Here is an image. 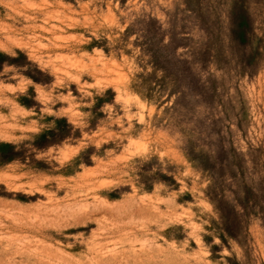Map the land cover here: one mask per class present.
I'll list each match as a JSON object with an SVG mask.
<instances>
[{
  "label": "rangeland",
  "instance_id": "rangeland-1",
  "mask_svg": "<svg viewBox=\"0 0 264 264\" xmlns=\"http://www.w3.org/2000/svg\"><path fill=\"white\" fill-rule=\"evenodd\" d=\"M0 52V264H264V0H0Z\"/></svg>",
  "mask_w": 264,
  "mask_h": 264
},
{
  "label": "trees",
  "instance_id": "trees-1",
  "mask_svg": "<svg viewBox=\"0 0 264 264\" xmlns=\"http://www.w3.org/2000/svg\"><path fill=\"white\" fill-rule=\"evenodd\" d=\"M251 27H252L251 18H249V16L246 14L245 11L239 10L237 13V17L234 20V27H233L234 39L242 44H245ZM127 34H129V30L127 31ZM96 44L100 48L104 47L101 44H98V43ZM148 47H149V51L151 53L152 58L158 59L156 42L152 41L151 44L148 45ZM104 50L107 51V48H104ZM17 53L19 54L20 57L25 58V60L29 64L25 53H23L20 50H17ZM5 64H16V59L11 58L9 55L0 52V72L4 68ZM100 102H104V100L100 99ZM54 123L55 124L53 127L48 128L42 133H39L34 136L35 138L34 145L37 148H45L46 146H50L59 141H63L69 138L70 135L72 134V131L75 130V127L71 123H69L68 119L65 117L54 119ZM17 148L18 146L13 143L1 142L0 143V164H6V163L13 162L15 160H18L20 158V152L17 150ZM140 176L146 183L145 189L150 190L151 185L147 184L149 181L148 178L145 177L144 174H141ZM173 181L175 180L173 179ZM248 193L250 195H253L251 190H249Z\"/></svg>",
  "mask_w": 264,
  "mask_h": 264
}]
</instances>
